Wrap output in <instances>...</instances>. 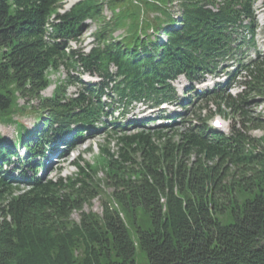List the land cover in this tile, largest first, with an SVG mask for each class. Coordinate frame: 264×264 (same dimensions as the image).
Listing matches in <instances>:
<instances>
[{
	"label": "trees",
	"instance_id": "trees-1",
	"mask_svg": "<svg viewBox=\"0 0 264 264\" xmlns=\"http://www.w3.org/2000/svg\"><path fill=\"white\" fill-rule=\"evenodd\" d=\"M107 1L112 19L123 15L121 22H105L102 0H81L63 13V0H0V122H15L25 109L18 96H28L51 115L42 121L47 131L80 135L106 123L104 96H120L122 104L173 100L179 76L199 82L255 43L254 0H179L178 16L167 9L173 0L131 2L158 10L155 24L129 14L127 0ZM130 17L128 34L113 38ZM87 20L100 21L90 49L69 48ZM240 29L248 42L237 38ZM61 67L101 82L87 85L76 76L42 98L51 84L48 70ZM243 68L196 95V122L182 120L172 136L173 128L139 126L131 133L114 127L116 152L100 148L97 164L78 157L66 178L23 173L16 179L1 163L11 151L0 136V264H137V250L148 264H264V134H247L264 126L245 109L249 98L264 95V55ZM237 77L242 88L232 95L228 86ZM71 85L78 91L68 96L64 87ZM210 102L215 111L202 117ZM222 105L242 117L228 136L208 124L215 113L228 114ZM25 147L28 159L39 154L33 141ZM228 163L239 170L231 177ZM94 199H101L100 212L86 210Z\"/></svg>",
	"mask_w": 264,
	"mask_h": 264
},
{
	"label": "rangeland",
	"instance_id": "rangeland-1",
	"mask_svg": "<svg viewBox=\"0 0 264 264\" xmlns=\"http://www.w3.org/2000/svg\"><path fill=\"white\" fill-rule=\"evenodd\" d=\"M81 0H63L64 5L63 7L59 10V12H63L64 10L67 11L71 8L72 5L75 3L79 2ZM137 0H127L126 6H129V14H134L138 13V16L140 14V18L145 20V22L149 21V23H156V18L159 16V11L158 10H152L151 8H146L140 1L137 2V5L131 4V2L136 4ZM264 3V0H254V9H260L262 8V5ZM163 4V2H162ZM142 5V6H141ZM142 7H143V12H142ZM161 7V6H160ZM113 5H109V2L107 0H102V13L105 18V22H112V20H117L118 22L122 21L123 15L116 14L114 15L113 19ZM117 9V8H116ZM167 9L169 13H172L175 16H178L180 13V7H179V0H173L171 3H167ZM256 23L258 24V27L256 28L255 32V43L253 47V44H247L243 46V48L239 51L237 49V58L243 57L244 60H248V58H253L255 50H260L261 48H264V43H262L263 37H264V17L262 16V13L257 15ZM132 18H127L125 22H122V24L116 29V31L113 33V38L116 40H119L121 37L125 36L128 34V31L126 30V26L128 24V21H130ZM165 19H163L162 23L165 22ZM99 22L96 21H86L85 27L81 30V34L78 37V43L75 42H70L69 43V48L71 49H79L83 47L84 49H88L91 45V42L93 40V34L96 30V28L99 27ZM159 25V24H158ZM166 25V24H165ZM259 28V29H258ZM146 32V31H144ZM160 35L162 34L161 31H159ZM148 34L150 35L151 38H153V33L151 29L148 30ZM147 35V33H145ZM247 30L246 29H240L238 33L237 38H245V42L247 41ZM161 37L163 38L164 35L162 34ZM234 60V59H233ZM231 62V61H230ZM114 70V69H113ZM48 78L51 82L50 86L46 88L44 91L41 92V97L42 98H49L51 97L53 90L59 82L66 83L67 80L76 77L77 71L72 70V69H67L65 67L59 68L57 71H52L51 69L48 70L47 72ZM81 79L83 81H88L90 83L96 84L100 82L99 77H97L95 74L94 75H88L86 73L81 74ZM219 76V74H218ZM221 77H219L218 80H221ZM74 79V78H73ZM206 80H209V77L206 78ZM86 82V83H88ZM179 83H184L188 84L187 81L183 78L180 77L177 81L173 83L175 88L177 87L178 89L180 88ZM172 85V86H173ZM173 86V88H174ZM65 88V93L68 96H73L77 91H78V86L71 85ZM240 89H231L228 90L229 93L232 95H235ZM187 95V94H185ZM115 98V97H113ZM107 99V98H106ZM250 104L245 106V109L248 110L249 116H251L254 119V123H259L264 126V95L262 96H257V97H251L249 98ZM109 101V100H108ZM18 105L25 106V109L23 112H18L14 114L13 119L15 122H10V123H5V122H0V136L3 138V145L7 147H12L13 145H17L18 143H21L22 140H19L18 135L20 132H22V128L20 127L21 125L25 127V131H35V134L31 136V141L37 144V147H39L38 152L39 155H44L47 156L49 148H52L51 151L53 153H56L59 149H61L59 146H57L54 142L58 141L61 142V144H66L65 141L62 138V135H52V133H55L53 130H48V127L43 126V122H49L50 119V114L48 112H45L39 108V102L36 98L28 97V96H18ZM110 102V101H109ZM138 103H131V106H136ZM177 104L173 105L174 110H171L172 112L179 113L183 111H179L178 107L176 106ZM195 106H192L191 108L194 109ZM216 108V103L210 102L208 105V110L211 112H214ZM222 108L226 112V116L224 119L218 117L221 121V127L223 128L224 132H227V130L230 128L231 124L236 122L234 125L235 128H239L238 125V120H240L242 117L241 116H236V114L232 111H230L225 105H222ZM134 109H127L124 111L125 113H129L128 116L124 117V114L121 115V117H118L119 121L122 122L124 125V129L128 130V132H136V128L132 129V126L126 125L127 122H125L127 119L131 118L133 115L132 112ZM132 112V113H130ZM110 113V111H108ZM157 111H154V114H156ZM117 114L116 112L112 115L110 118V115L108 116V124L107 126L97 128V129H92L90 130L89 134H83L80 138H75L73 139V143L70 145H64L63 147L65 149L62 150V152L59 153L60 157L58 159L53 158L54 164H51V160L48 158L46 160V166H48V170H43L42 165H43V160L42 161H36V165L33 168H30V165L27 164V161L24 159V155L27 152V149L25 147L26 143L30 140H26L23 142V145L16 146L17 148H11V151L13 153L11 154L12 156L14 153L18 154V158L16 157H10V161L12 162V166L15 167V171L12 173V175L20 177V172L23 171L24 174H26L28 177H33L36 175V177H43L46 179H54L56 180L58 177L66 178L68 176H72L73 173L76 171L75 167L71 164V161L76 160L78 157H81L84 161L90 162L93 164H97L99 160V153H100V148L106 147L112 152H116L118 143L116 140V137H113L111 131L112 124L111 122L113 121V116ZM214 117V118H215ZM223 117V116H222ZM190 111H187L186 117L183 119H191V120H197L195 119ZM180 117H178L177 120L174 121H167L165 119H158V120H151L148 125L144 126L145 128H150L151 130H157L160 128H170L172 129L168 135L172 136L175 135V131L177 130L178 126L180 125V121L183 120ZM43 121V122H42ZM210 122V121H209ZM111 134V136L109 135ZM177 134V133H176ZM249 137L251 139H259L263 136L264 131L262 129H253L247 132ZM58 136V137H57ZM26 139V138H25ZM69 139V138H68ZM256 149H258L261 146V143L258 144H253ZM41 148V149H40ZM247 149H252V144L247 145ZM256 151V150H255ZM42 157V156H41ZM40 157V158H41ZM54 157V156H53ZM59 161V162H58ZM14 162V163H13ZM30 163V162H29ZM48 164V165H47ZM215 163H208V165H213ZM229 166L228 169V176L231 177L233 173L239 172V170L231 165L230 163L227 164ZM51 166V167H50ZM92 209L95 212H100L101 210V199H94L91 203V206H86V210ZM77 215L74 214L73 218L77 219ZM1 220V218H0ZM135 259L137 264H148V261L146 257L140 253L139 250H137Z\"/></svg>",
	"mask_w": 264,
	"mask_h": 264
},
{
	"label": "bare ground",
	"instance_id": "bare-ground-1",
	"mask_svg": "<svg viewBox=\"0 0 264 264\" xmlns=\"http://www.w3.org/2000/svg\"><path fill=\"white\" fill-rule=\"evenodd\" d=\"M57 152V151H56ZM48 165V164H47Z\"/></svg>",
	"mask_w": 264,
	"mask_h": 264
}]
</instances>
